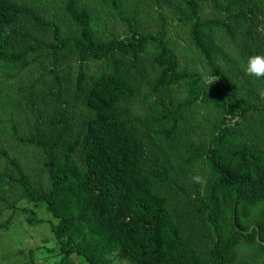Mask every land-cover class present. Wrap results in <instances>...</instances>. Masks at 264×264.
<instances>
[{
	"label": "trees",
	"instance_id": "16d2710c",
	"mask_svg": "<svg viewBox=\"0 0 264 264\" xmlns=\"http://www.w3.org/2000/svg\"><path fill=\"white\" fill-rule=\"evenodd\" d=\"M49 1L57 12L63 4L67 28L36 11ZM57 1L0 0V103L18 142L41 155L32 177L0 136V245L21 217L50 225L56 264H113L118 255L130 264H264V102L240 83L242 71L223 66L209 36L224 28L240 58L264 56V0H235L225 21L203 20L204 0H143L154 24L168 23L167 10L192 22L212 84L179 71L165 32L138 24V0ZM94 10L123 32L97 37ZM62 59L76 65L74 83L58 70ZM91 64L103 69L98 77L87 74ZM247 78L264 93V78ZM144 102L150 116L129 112ZM195 108L211 112L208 140H194ZM29 254L21 264H37Z\"/></svg>",
	"mask_w": 264,
	"mask_h": 264
},
{
	"label": "rangeland",
	"instance_id": "374dc122",
	"mask_svg": "<svg viewBox=\"0 0 264 264\" xmlns=\"http://www.w3.org/2000/svg\"><path fill=\"white\" fill-rule=\"evenodd\" d=\"M25 1L26 4L30 7H34L32 4L38 3V0ZM61 1L63 2V0L57 2ZM234 1L235 0H204L201 4L200 9L202 19L225 21V15L228 14L226 12V9L229 6L228 10L232 11L234 9ZM50 4H52V2L50 1L43 2L41 9H36V11L53 26H58L60 29L64 27L67 28L68 24L62 21V16L59 15L60 9L62 8L63 4H55V7L59 10V12L51 9ZM131 8L133 13L136 14L135 18L137 19L139 25H142V23H149L151 25V31H154L155 33L159 31L165 32V41L170 47V50L173 51L177 58L179 71H189L192 73H197L201 76L202 80L208 81V84H212L214 82V79L212 77L207 76L209 70L207 68L208 66H206L205 59L198 51H196L194 42L191 40V21L182 24L178 22L175 19L176 17L171 14V10H167L165 16L168 19V23L163 26H159L158 23H153L154 20L158 17L156 10L149 6L146 1L138 0V2H136L134 5H131ZM94 15L96 17V20L94 22V29L97 37L104 39L105 36H116L123 32L116 26H105V24L100 21L106 17L105 11H95ZM47 35L50 37V39L52 38V33L47 32ZM209 36H211L212 44L216 47V49H218L219 54L224 58L223 66L225 68H228V65H232L234 70L242 71V73L239 74L241 77L240 83L246 85V88L250 90L251 94L257 102H264V93L260 89V85L258 84V82L249 81V79L247 78V74L244 71L247 65V60L246 58H240L238 54H236L237 45L234 38L227 33V30L217 26L213 27V29L210 31ZM63 59L60 61L62 62V67H59L58 70L71 75L72 83H74L75 77L77 75V67L70 61L68 63L72 66H65L67 60ZM100 68L101 67H99V65L91 64V66L87 67L86 72L88 75L98 77L103 71V69ZM0 74H2L1 71ZM22 83L23 80L15 82V85L21 86L23 85ZM10 84V81L4 83L5 86H9ZM13 93H16V91L13 90ZM129 112L138 117L151 115L149 103L145 102L133 105ZM14 113L15 115L13 117H15L16 124L19 130L22 128L24 131H27V128L25 126V113L18 112L16 110H14ZM208 115H211L210 110L195 108L192 115L193 125H191L193 131L195 132L194 140H208ZM7 118L8 115L4 112L2 103H0V120H2L0 121V136L4 141H2V146L8 151L11 158L18 160L23 165L25 164V168L30 171V175H32V177L39 175L41 169L40 153L34 147H26L21 142H18L13 134L14 132L11 128L10 123L6 121ZM5 131H8L9 134L7 132L4 133ZM6 165L7 163L4 160H0L1 170L5 169ZM38 180L46 182V177L42 176L38 178ZM15 192L17 195L18 192L20 193L19 190H16ZM6 214L7 213H5L3 216L5 217ZM38 215L40 218H43L45 216L47 220L51 219V222H54L50 214H48L47 216L43 212H40ZM1 243L0 264H21L29 261L30 254L28 255V252L30 250L33 251L37 264H56L54 260L58 259L53 252H49L47 250L56 246L54 237L50 230V225L48 223L39 224L38 226H30L25 220H23V218L20 217L14 222L12 228H10L6 235H4ZM5 249H10V252L6 251ZM18 251H22V253L17 254ZM107 259L112 261L113 264H130L129 261L121 259L119 255L110 256ZM74 260L75 262H78L77 257H75Z\"/></svg>",
	"mask_w": 264,
	"mask_h": 264
},
{
	"label": "clouds",
	"instance_id": "9594fccd",
	"mask_svg": "<svg viewBox=\"0 0 264 264\" xmlns=\"http://www.w3.org/2000/svg\"><path fill=\"white\" fill-rule=\"evenodd\" d=\"M244 71L249 76L264 78V56L254 55L249 57Z\"/></svg>",
	"mask_w": 264,
	"mask_h": 264
}]
</instances>
